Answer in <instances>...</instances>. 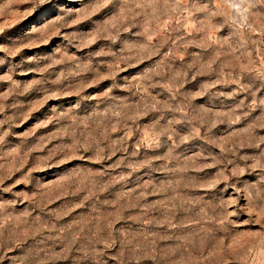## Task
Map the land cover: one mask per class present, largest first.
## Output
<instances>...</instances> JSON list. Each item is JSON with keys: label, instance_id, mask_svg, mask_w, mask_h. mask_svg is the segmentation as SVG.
Instances as JSON below:
<instances>
[{"label": "rangeland", "instance_id": "rangeland-1", "mask_svg": "<svg viewBox=\"0 0 264 264\" xmlns=\"http://www.w3.org/2000/svg\"><path fill=\"white\" fill-rule=\"evenodd\" d=\"M0 264H264V0H0Z\"/></svg>", "mask_w": 264, "mask_h": 264}, {"label": "clouds", "instance_id": "clouds-1", "mask_svg": "<svg viewBox=\"0 0 264 264\" xmlns=\"http://www.w3.org/2000/svg\"><path fill=\"white\" fill-rule=\"evenodd\" d=\"M230 7L234 9H239L240 5L245 2V0H228Z\"/></svg>", "mask_w": 264, "mask_h": 264}]
</instances>
